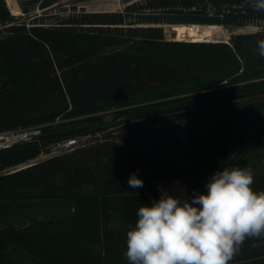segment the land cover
I'll return each instance as SVG.
<instances>
[{"label": "trees", "instance_id": "1", "mask_svg": "<svg viewBox=\"0 0 264 264\" xmlns=\"http://www.w3.org/2000/svg\"><path fill=\"white\" fill-rule=\"evenodd\" d=\"M61 1L20 0L27 15L43 10L26 20L0 0V136L33 131L0 148V200L69 199L74 211L0 224V264H128L126 233L161 191L191 200L236 166L264 190V13L247 0L51 13ZM166 24L260 29L194 42L166 37ZM70 137L82 143L20 166ZM133 173L143 187H129ZM231 264H264V240Z\"/></svg>", "mask_w": 264, "mask_h": 264}, {"label": "clouds", "instance_id": "2", "mask_svg": "<svg viewBox=\"0 0 264 264\" xmlns=\"http://www.w3.org/2000/svg\"><path fill=\"white\" fill-rule=\"evenodd\" d=\"M247 3L264 13V0ZM256 54L264 59V39ZM127 183L144 185L135 173ZM253 184V170L236 166L217 170L191 200L161 191L158 201L141 204L126 233L128 264H231L246 240H264V190Z\"/></svg>", "mask_w": 264, "mask_h": 264}, {"label": "rangeland", "instance_id": "3", "mask_svg": "<svg viewBox=\"0 0 264 264\" xmlns=\"http://www.w3.org/2000/svg\"><path fill=\"white\" fill-rule=\"evenodd\" d=\"M26 1V0H24ZM135 0H62L61 3L62 5H60L59 7H54L51 10V13L56 14V13H62V12H70L73 10L74 6L77 10L80 9H85L87 11H109V12H114V11H122L124 9V7L128 4L131 3ZM7 4L11 10V12L17 16H20L22 18H26V20H30L33 17H28L31 16L33 14H37V15H41L43 14V10L39 9V8H35L32 10V14L27 15L24 10L23 7L20 5V0H7ZM18 11V12H17ZM165 30L166 33L170 34V39H175L176 36V32L173 31V25L172 24H166L165 26ZM199 27H202L199 25ZM221 29L219 28L218 31L215 32V34H213L212 37L209 38H204V40L202 41H226V42H230L233 33L234 34H244V33H254L257 32L260 27L256 26V25H249V26H245V27H223L220 26ZM3 34L0 33V37H2ZM212 38V39H211ZM176 40V39H175ZM184 41H192L190 40V38H184ZM33 132V131H32ZM29 130H25V131H13V132H9L7 134L2 135V137H4V141L1 142L2 144L5 145H9L12 144L15 141H19L22 140L24 138H27L29 133H32ZM1 148V147H0ZM45 154L41 153L38 155V157H36L34 160H31L30 162H35L36 160L39 159H44ZM30 162L28 163H24L21 164L20 166H25V165H32L30 164ZM19 166V167H20Z\"/></svg>", "mask_w": 264, "mask_h": 264}, {"label": "water", "instance_id": "4", "mask_svg": "<svg viewBox=\"0 0 264 264\" xmlns=\"http://www.w3.org/2000/svg\"><path fill=\"white\" fill-rule=\"evenodd\" d=\"M166 37L169 38L170 34L166 33ZM0 141L3 142L4 138L0 137ZM0 207L9 211V216L0 217V224L6 226L27 224L44 216H70L74 211L73 202L69 199L0 200Z\"/></svg>", "mask_w": 264, "mask_h": 264}, {"label": "bare ground", "instance_id": "5", "mask_svg": "<svg viewBox=\"0 0 264 264\" xmlns=\"http://www.w3.org/2000/svg\"><path fill=\"white\" fill-rule=\"evenodd\" d=\"M195 26V25H194ZM192 25H176L173 27V31L176 32L175 39L183 40L184 38H190L194 42L204 40V38L212 37L220 27V25H206L203 27H194ZM212 39V38H211ZM208 41V39H207ZM1 144V141H0Z\"/></svg>", "mask_w": 264, "mask_h": 264}, {"label": "built area", "instance_id": "6", "mask_svg": "<svg viewBox=\"0 0 264 264\" xmlns=\"http://www.w3.org/2000/svg\"><path fill=\"white\" fill-rule=\"evenodd\" d=\"M0 137H2V136H0ZM81 143H82V140H81V138H78V137H70V138L58 140L50 148V151L48 153H44L45 157L71 151V150L77 148ZM2 145H3L2 147L8 146L5 144H2ZM32 163H34V162H32ZM26 166H24V167H26Z\"/></svg>", "mask_w": 264, "mask_h": 264}]
</instances>
